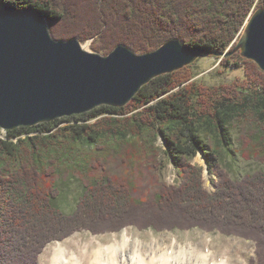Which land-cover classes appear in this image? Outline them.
I'll return each instance as SVG.
<instances>
[{"label":"trees","instance_id":"16d2710c","mask_svg":"<svg viewBox=\"0 0 264 264\" xmlns=\"http://www.w3.org/2000/svg\"><path fill=\"white\" fill-rule=\"evenodd\" d=\"M258 4L264 8V0H0V7L43 14L56 40L93 39L92 51L105 56L118 45L146 54L179 39L209 57L226 52L215 57L220 66L244 70L241 80L206 86L187 66L152 79L124 107L5 131L0 264H39L52 242L128 227L234 236L254 244L249 264H264V168L232 178L220 165L236 143L242 159L264 167V73L233 52ZM158 138L178 185L161 178ZM197 154L212 191L203 186V168L192 164ZM78 157L86 164L83 190L67 214L54 206L57 177Z\"/></svg>","mask_w":264,"mask_h":264},{"label":"water","instance_id":"95a60500","mask_svg":"<svg viewBox=\"0 0 264 264\" xmlns=\"http://www.w3.org/2000/svg\"><path fill=\"white\" fill-rule=\"evenodd\" d=\"M236 51L264 73L263 7L249 14ZM201 56L210 54L179 39L146 54L118 45L101 56L83 49L76 38L53 39L38 11L4 5L0 7V129L33 127L100 106L124 107L152 79L190 66Z\"/></svg>","mask_w":264,"mask_h":264},{"label":"rangeland","instance_id":"374dc122","mask_svg":"<svg viewBox=\"0 0 264 264\" xmlns=\"http://www.w3.org/2000/svg\"><path fill=\"white\" fill-rule=\"evenodd\" d=\"M259 8L260 5L258 4L254 7L253 11ZM48 29L52 38L55 39L49 27ZM242 32L243 28L238 38L241 36ZM78 41L81 47L84 46L86 48V51L93 52V39L83 42L78 39ZM98 54L105 56L101 53ZM135 54L141 55L138 53ZM220 61V59H216L215 57L201 56L191 64L188 69L195 75L194 80L197 83L206 86L231 84L244 78L243 67L225 69L220 66ZM2 132H4V130ZM1 134L3 138H5V134L0 133V135ZM236 136L237 133H234L233 138ZM155 146L159 149V159L163 166L161 169L162 180L169 186L178 185L180 179L173 166L165 161V156L163 155L165 147L160 138L156 141ZM232 150V154L223 153L220 162L221 167L228 172L232 178H240L246 174H253L264 168L258 162L242 159L236 143H234ZM84 160L85 158L78 157L75 163L72 164L73 168L65 167L58 173L57 185L59 197L54 202V206L67 214L74 210L77 200L83 190L79 180V171L86 165ZM192 164L203 168V186L206 190L212 191L213 186L211 179L207 175L205 163L200 154H197L192 160ZM123 233L126 237L125 240H122ZM71 237L74 241H71ZM94 239H98V242L95 243ZM63 241L65 242L64 245L68 252H70V249L76 252L75 254L78 256L81 264H86L87 256L79 253L85 244L88 245L89 250L95 247L104 249L106 246L115 245L118 247L119 251L122 249L129 255L131 253L133 254V252H140L145 255L151 254L152 252L157 256H159L158 254L163 255L166 253L170 258L191 259L193 261H200L201 255H207L209 264H216L222 260H225L226 264L227 262L228 264H249L250 260L255 257L254 244L249 241L234 236L221 235L215 231L206 233L196 229L190 231L155 232L153 230L139 231L135 228L128 227L117 233L103 235H91L88 232L75 233ZM70 242L72 243L70 244ZM92 242L95 244H92ZM57 243L58 242H52L50 244L56 245ZM46 247L39 257V264L50 263L52 253L51 251H46Z\"/></svg>","mask_w":264,"mask_h":264},{"label":"bare ground","instance_id":"6f19581e","mask_svg":"<svg viewBox=\"0 0 264 264\" xmlns=\"http://www.w3.org/2000/svg\"><path fill=\"white\" fill-rule=\"evenodd\" d=\"M82 48L86 50L84 46H82ZM2 131L3 130L1 129L0 133L5 134V130L4 132ZM0 136V138L3 139L2 134ZM125 239L126 237L123 233L122 240ZM97 240L98 239H94L95 243L98 242ZM71 241L74 240L72 239ZM71 243L72 242H70V244ZM95 243L92 242V244ZM64 244L65 242L63 241L61 243L58 242L56 245L49 244L46 247V251H51L52 253L49 264H81L80 260L78 259V256L75 254L76 252L72 249H70V252H68ZM79 253L81 255L87 256L85 262L86 264H209V259L207 255H201L200 261H193L191 259L185 260L173 257L170 258V256L166 253L163 255L158 254L159 256H157L155 253L152 252L148 255L141 254L140 252H133V254L131 253L129 255L126 254L122 249L119 251L118 247L115 245L106 246L104 249L95 247L92 250H89L88 245L85 244ZM216 264H226V261L222 260L221 262H217Z\"/></svg>","mask_w":264,"mask_h":264}]
</instances>
